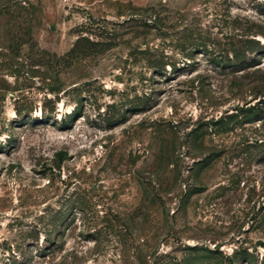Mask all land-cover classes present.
Wrapping results in <instances>:
<instances>
[{"label": "rangeland", "instance_id": "rangeland-1", "mask_svg": "<svg viewBox=\"0 0 264 264\" xmlns=\"http://www.w3.org/2000/svg\"><path fill=\"white\" fill-rule=\"evenodd\" d=\"M0 264H264V0H0Z\"/></svg>", "mask_w": 264, "mask_h": 264}]
</instances>
